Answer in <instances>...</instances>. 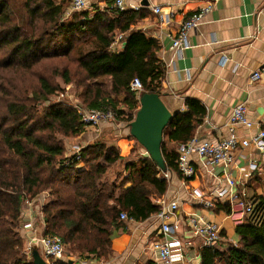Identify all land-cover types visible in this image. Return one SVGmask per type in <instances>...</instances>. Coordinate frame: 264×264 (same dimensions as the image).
Instances as JSON below:
<instances>
[{
	"label": "trees",
	"instance_id": "1",
	"mask_svg": "<svg viewBox=\"0 0 264 264\" xmlns=\"http://www.w3.org/2000/svg\"><path fill=\"white\" fill-rule=\"evenodd\" d=\"M14 2L0 0V68L29 71L43 59L70 56L89 82L85 107L112 111L128 124L139 108L140 96L131 89L134 79L142 84L140 95L161 94L165 72L157 57L161 47L157 40L130 29L138 12L119 11L115 0H107L106 13L96 11L90 17L82 10L66 17L63 0ZM117 34L123 35L125 45L113 51ZM56 72L64 84L72 82L69 69ZM38 83L31 97L9 101L0 118V264H33L23 252L20 218L26 203L43 193L48 196L42 207L45 235L60 233L64 244L72 245V253L106 257L110 228L119 226L120 214L135 221L156 215L161 207L154 199L166 193L168 181L148 157L131 162L130 189L111 187L109 169L127 158L106 141L81 148L80 160L65 156L56 135L77 137L85 127L73 107L47 104L60 89L58 84L45 77ZM185 103L187 111L175 113L165 131L168 142L190 141L206 116L199 101ZM162 154L167 171L178 174L177 154L167 150L165 141ZM250 201L252 212L235 228L238 243L225 250L203 247L201 264H264V196Z\"/></svg>",
	"mask_w": 264,
	"mask_h": 264
},
{
	"label": "crops",
	"instance_id": "2",
	"mask_svg": "<svg viewBox=\"0 0 264 264\" xmlns=\"http://www.w3.org/2000/svg\"><path fill=\"white\" fill-rule=\"evenodd\" d=\"M136 4L138 9L133 11L138 13H134L135 24L130 29L141 31L147 38L155 39L160 44L157 57L165 67L160 94L164 104L173 115L187 111V99L199 101L206 110L202 124L194 133L195 138L216 143L227 137L231 112L238 104L246 106L252 128L238 127L237 134L250 138L264 130V80L252 81L250 78L253 71L264 66V0H135ZM208 5L212 6L210 12L190 33V46L181 53L172 49V40L177 36L180 24ZM107 7V0H87L84 11L91 17L96 11L106 13ZM156 8L158 12H155ZM124 45L121 43L116 51ZM224 57L227 58L226 62ZM118 122L113 126L116 128L114 133H107L105 137L103 131L98 132L101 133L99 140L116 147L120 156L127 158L113 166L124 164L109 180L111 187L123 192L133 185L130 164L137 158H129L134 149L130 144L128 122ZM164 141L169 152H176L180 145L168 142L166 137ZM234 156L236 167L233 176L238 183V196L245 195L249 202L254 196H264V155L250 146L238 148ZM192 159L196 163V175L185 181L177 173L167 171L170 174V178L166 179L168 189L154 202L159 205L161 202H178V209L170 219L173 224H180L187 217H199L220 227L221 238L214 247L225 250L229 242L238 243L235 228L244 224L245 217L234 219L230 214V204L226 200L214 199L213 191L217 188L219 177L224 176V166L219 165L210 173L199 166L196 156ZM251 163H255L258 169L248 181H244L240 168L248 169ZM124 172L129 174V178L118 186ZM43 199H34L31 208H24L25 213L20 218L21 230L26 221L30 220L33 224L32 231L20 232L26 250L31 253L34 249H40L28 237L45 235L42 207L46 203ZM206 200H213L212 208L203 204ZM119 222L118 227L110 228L109 254L106 257L69 254L52 260L46 259L41 250L39 252L48 264H163L152 249V242L160 237L157 214L144 221L119 219ZM179 233L184 240L191 239L182 226ZM201 249L202 242L196 240L194 247L186 250L184 264H201Z\"/></svg>",
	"mask_w": 264,
	"mask_h": 264
},
{
	"label": "built area",
	"instance_id": "3",
	"mask_svg": "<svg viewBox=\"0 0 264 264\" xmlns=\"http://www.w3.org/2000/svg\"><path fill=\"white\" fill-rule=\"evenodd\" d=\"M66 1L68 7L65 10V16L70 17L73 13L85 9L87 0H63ZM114 7L119 11L136 10L138 5H135V0H115ZM211 5L202 7L199 11L191 15V17L183 21L177 31V36L172 40V49L181 53L188 48L189 36L202 22L204 17L210 12ZM159 9L156 8L155 12ZM123 35H117L112 43V50L116 51L121 45ZM224 62L227 58L224 57ZM252 81L264 80V66L252 72L250 76ZM132 91H135L140 96L142 92V84L138 79H134L131 83ZM79 117L80 122L87 128H98L102 126L110 127L118 125V118L112 111H103L89 109L82 104H77L73 107ZM238 127L252 128V123L247 118V109L244 104L236 105L232 112L228 123V135L216 143L205 140L192 138L190 141L180 144L176 154V165L178 175L185 181L192 179L197 172L196 163L193 161V156L198 159V164L206 171L212 173L216 167L223 165L225 168L224 176L219 177L217 188L213 191L214 199L226 200L230 204L231 217L234 219H243L252 212V203L247 200L245 195L238 196L236 188L238 183L233 176V169L236 164L234 156L235 151L242 147L248 148L253 146L260 155H264V130L258 131L250 138L240 137L237 134ZM81 147L74 146L69 152L68 157L74 156L80 160ZM258 167L255 163H251L249 168H240L242 179L248 181ZM164 178L169 179L170 174L164 173ZM206 207H213V200H206L203 203ZM32 202L25 205V210L30 209ZM160 211L157 213V218L160 222V237L152 242V249L156 253L159 261L163 264H184L186 259L185 253L188 248L194 247L196 240L202 242L203 247H214L221 238V230L217 225L206 222L199 217H187L177 224L170 222V219L175 215L178 209V202L170 203L161 202ZM23 210L21 216L25 213ZM119 219L122 221L132 220L126 213H121ZM245 223V221H244ZM185 228V233L189 234V240H184L179 229L181 226ZM22 230L32 231L33 224L30 220L22 225ZM29 240L36 242L42 255L46 259L56 260L64 253V242L57 234L43 236H29ZM30 241V242H31Z\"/></svg>",
	"mask_w": 264,
	"mask_h": 264
},
{
	"label": "rangeland",
	"instance_id": "4",
	"mask_svg": "<svg viewBox=\"0 0 264 264\" xmlns=\"http://www.w3.org/2000/svg\"><path fill=\"white\" fill-rule=\"evenodd\" d=\"M11 1L14 5H16V2H14L16 0H11ZM65 5H66L65 7L67 8L68 4ZM18 6L20 7V5ZM59 41L60 39H58V42ZM63 68L69 69L71 73L72 82L70 84H64L61 77L58 76L57 74L58 72H56L59 70L61 71ZM40 77H45L51 83L58 84L60 87V89L55 93V95L50 97L49 102L47 104L62 103L71 107H74L77 104H82L83 106L86 105L85 91L89 82L85 81L84 74L77 68L76 64L73 62L70 56L66 58L64 56H59L54 58L43 59L29 71L16 67L0 68V118L5 115L6 106L9 103V101L13 99H19V100L26 99L28 97H31L34 94V92H36L39 89L38 80ZM47 104H44L43 106H46ZM101 128L102 130H91V128H87V129L85 128V132L77 137H64L61 134H57L56 138L64 144L65 146L64 154H68L69 152L72 151V148L74 146L83 148L89 144H93L98 141L104 142L105 140H101V139L99 140L100 138L99 135L101 133L98 131H103L102 135L106 137L107 133L111 134L114 133V130H116V128L113 126H110V128L106 126H102ZM104 136L102 137L104 138ZM130 141H132L130 144L133 145V149H134V152L131 153V155L129 156L130 159L132 158L139 159L144 156L145 157L148 156L145 149L141 147L131 136H130ZM81 165L84 166V164ZM123 165L124 164H118L117 166L112 167V169H110L107 176L108 180L112 178L116 170L122 169ZM120 178L121 181L118 182L117 184L118 186L120 183H122L123 181L129 178V174L127 172H124L122 173ZM39 197L40 198L44 197L45 199V200L43 199L44 204L47 203L48 201L47 193H43ZM58 234L61 236L60 233ZM87 244L91 245L92 239H90L87 242ZM228 244H232V242H229ZM72 248L73 247L71 244H64L63 255L65 256L71 254L78 256L77 253H72L73 252ZM23 252L26 255L27 260L31 261L32 260L31 252L26 250V246L24 242H23Z\"/></svg>",
	"mask_w": 264,
	"mask_h": 264
},
{
	"label": "water",
	"instance_id": "5",
	"mask_svg": "<svg viewBox=\"0 0 264 264\" xmlns=\"http://www.w3.org/2000/svg\"><path fill=\"white\" fill-rule=\"evenodd\" d=\"M173 114L158 93H143L139 97V108L129 124L130 136L145 149L148 157L163 173L167 167L162 154L165 131ZM33 264H48L38 249L31 253Z\"/></svg>",
	"mask_w": 264,
	"mask_h": 264
}]
</instances>
